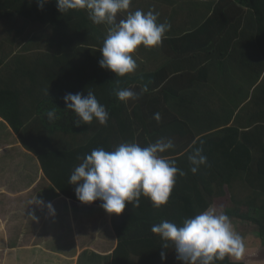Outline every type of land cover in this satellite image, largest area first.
Masks as SVG:
<instances>
[{
  "label": "trees",
  "instance_id": "trees-1",
  "mask_svg": "<svg viewBox=\"0 0 264 264\" xmlns=\"http://www.w3.org/2000/svg\"><path fill=\"white\" fill-rule=\"evenodd\" d=\"M32 1L34 6V0H17L18 3L15 0H0V19H12L19 13L20 17L26 18L27 21L38 19L47 29L48 26H53V30H36L34 39L39 44L41 41H47L50 51L57 50L66 60L61 61V58L57 57L55 71L52 72L47 66L50 71L44 75L40 74L45 80H50V87L56 93L55 97H45L42 102H38L40 113L33 112L34 116L44 112L36 120L43 124L42 138L47 140V143H33L29 136L25 137L30 133V129H25L24 134L19 135L23 137L22 145L37 155L45 178L63 196L82 203L76 197V186L70 184L69 180L74 168L82 162L86 154L100 147L112 151L122 142L134 141L141 146H147L160 137L171 138L175 147L164 155L175 160L177 167L187 175L177 176L168 204L160 209L153 207L152 202L142 196L139 208L133 209L132 205L128 204L124 213L112 214V225L119 238L115 255L131 253V246H137L135 252L144 255L138 251V247L150 249L151 245L161 241L160 237L151 231L154 224L161 220L181 224L185 218L194 216L209 206H215L218 211H222L223 205L219 202L228 197L235 208H226L223 212L230 218L248 221L258 227L256 232L241 236L245 247L251 245L245 252L253 254L252 261L258 260L253 264H264V0H227L225 5L220 4L221 9H217L201 27V30L207 29L209 41L219 39L225 44L229 43L227 51L231 49V52L234 50L236 53L230 54L229 58L243 65L245 74L247 69L250 72L248 78H243V88L249 80V93L244 97H236L234 94L225 97L227 100L234 98V110L225 109V120L220 114L211 115L209 122L201 127L189 121L186 112L182 114L180 121L175 119L173 127L153 124L154 114H160L161 111L158 110L163 108L161 82L159 85L151 82V87L139 100H129L127 103L120 101L114 94V89L130 88L139 93L140 87L136 84V79V85L132 87L133 78L128 77L129 74L116 77L113 72L100 67V49L107 36L108 26L90 23L85 10L83 15L81 14L80 23H75L76 17L72 14L61 17L56 0L44 4L43 10H46V13L41 14L33 7L30 12L28 3ZM14 5L17 7L14 8ZM212 28L215 30L210 34ZM32 33L30 32V35ZM232 44L234 45L231 46ZM7 87L9 88L0 90V116L14 130L29 126L23 115L31 116L33 113L19 112V107L17 111L9 106L10 86ZM227 87H232L230 82ZM88 90L95 93L99 103L109 112L106 127L96 120L88 125L77 126L74 122L76 115L66 108L63 99L66 93L87 95ZM156 91L159 93L157 97L148 95V92ZM246 103L242 111L249 114V124L246 125L248 128L241 125L239 120L231 126L236 110ZM53 109L58 119L49 121L47 112ZM249 109L257 111L254 116L248 112ZM14 112H17L16 116H13ZM246 113L239 117L242 119V115ZM188 122L191 124V130ZM200 146H203L210 167L201 166L199 171L193 174L190 171L192 165L188 154L193 147ZM101 203L96 201L91 204L101 207ZM255 243L262 248L258 252L252 249ZM172 251V247L165 249L167 260L163 261V264H167L171 258L174 259ZM120 256L113 264H120ZM136 264H143L142 260ZM222 264L246 263H233L231 258H226Z\"/></svg>",
  "mask_w": 264,
  "mask_h": 264
},
{
  "label": "crops",
  "instance_id": "crops-1",
  "mask_svg": "<svg viewBox=\"0 0 264 264\" xmlns=\"http://www.w3.org/2000/svg\"><path fill=\"white\" fill-rule=\"evenodd\" d=\"M34 1V6L33 1L28 3V10L31 12L33 7L41 14L46 13L37 0ZM147 1L151 3L132 0L130 10L147 12L154 9L158 12L166 8L159 21L171 24L161 47L148 49L140 46L133 53L138 68L128 75L133 78L132 87L138 84L141 89L147 85L149 90L151 82L156 85L161 82L164 95L163 108L158 110L161 119L159 122L154 120L153 124L173 127L175 119L180 121L184 112L197 127L209 122L213 114H220L225 120V109L233 111L236 106L232 102L234 98L227 100L226 95H247L249 80L243 88V78H248L250 72L247 69L245 74V67L229 58L230 54L236 55L234 50L227 51L229 43L219 39L209 41L207 29L201 30V27L227 0H169L163 4L160 0ZM187 1V7L179 5ZM60 14L61 17L72 14L76 17L75 23H80L83 10ZM43 29L53 30V26L47 29L38 19L27 21L19 13L12 19H0V90L10 86L9 106L17 111L19 107V112L40 113L38 102L56 96L50 80L40 74L44 75L50 68L54 72L57 57L66 60L57 50L50 51L47 41H41V44L35 41V31ZM214 30L210 29L209 33ZM30 32L33 33L30 35ZM228 82L232 87H227ZM20 94L22 97H17ZM158 94L157 91L148 92L153 97ZM245 105L247 103L236 110L231 126L239 121L244 126L249 124V114L242 111ZM248 112L254 116L257 111L249 109ZM242 113L246 114L241 119ZM42 114L23 115L29 126L18 127L16 131L0 116V264H113L120 254L115 255L119 238L112 225V214L100 206L79 203L63 196L45 178L37 155L22 145L23 137L19 135H23L25 129H30L25 137L29 136L33 143H47L42 138L43 124L36 120ZM16 115L14 112L13 116ZM188 127L192 129L189 122ZM49 204L54 211L49 209ZM248 247L251 245L245 247V251ZM136 248L131 246V253L121 254L120 264H128L129 258V264L140 260L143 264H163L160 252L165 249L161 247V241L151 245L150 249L138 247L144 255H138ZM252 255L245 252L243 259L231 258V262L253 264L258 260H248ZM126 256H129L128 260ZM172 256L174 259L167 264H181L176 260L174 250Z\"/></svg>",
  "mask_w": 264,
  "mask_h": 264
},
{
  "label": "clouds",
  "instance_id": "clouds-1",
  "mask_svg": "<svg viewBox=\"0 0 264 264\" xmlns=\"http://www.w3.org/2000/svg\"><path fill=\"white\" fill-rule=\"evenodd\" d=\"M49 2L37 0L41 9ZM56 4L62 14L85 10L93 24L108 26L99 64L116 77L134 73L138 65L133 53L140 46L148 49L161 47L171 30L170 22H160V13L154 9L147 12L130 10L132 0H56ZM147 91L145 85L139 93L130 88H117L114 94L127 103L139 100ZM63 99L66 108L76 115L74 122L77 126L91 124L94 120L107 126L109 112L93 91L88 90L87 95L66 93ZM47 117L49 121L58 119L54 109L47 112ZM154 119L159 122L160 114H154ZM174 147L171 138L160 137L147 146L132 141L122 142L112 151L103 147L93 149L74 168L69 183L76 186L79 201L85 204L101 201V207L109 214L124 213L128 204L133 209L139 208L142 196L160 209L168 204L177 176L187 175L177 167L175 160L164 155ZM188 160L193 174L201 166L210 167L203 146L193 147ZM48 207L53 210L51 204ZM151 231L160 237L163 249L173 248L176 260L181 264H222L226 258L240 260L245 253L244 240L235 231L230 217L215 206L185 218L181 224L161 220L152 226ZM160 258L166 261L167 253L161 251Z\"/></svg>",
  "mask_w": 264,
  "mask_h": 264
},
{
  "label": "rangeland",
  "instance_id": "rangeland-1",
  "mask_svg": "<svg viewBox=\"0 0 264 264\" xmlns=\"http://www.w3.org/2000/svg\"><path fill=\"white\" fill-rule=\"evenodd\" d=\"M146 3L150 4L151 2L144 0ZM164 2H169V0H160V4H163ZM179 5L181 6H188L189 5V1L185 2V3H179ZM161 8V7H160ZM168 8V7H167ZM163 10V9H162ZM164 10H167L166 8ZM158 11L160 14L165 13V11ZM219 203H221V205H223V209H232L235 208L234 205L229 201L228 197L223 198ZM234 229L237 233H239L240 235H245V234H252L253 232H256L258 230V227H255L254 225H252L251 223H249L248 221H242L241 219H236V218H230ZM255 245V246H254ZM252 247V249H254L256 252H258L259 250H261L259 248V246H257V244L255 243ZM254 259V256L252 255L250 260ZM256 259V258H255Z\"/></svg>",
  "mask_w": 264,
  "mask_h": 264
}]
</instances>
